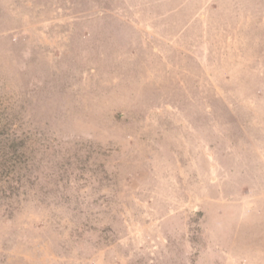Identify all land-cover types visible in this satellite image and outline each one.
I'll list each match as a JSON object with an SVG mask.
<instances>
[{
    "label": "rangeland",
    "instance_id": "obj_1",
    "mask_svg": "<svg viewBox=\"0 0 264 264\" xmlns=\"http://www.w3.org/2000/svg\"><path fill=\"white\" fill-rule=\"evenodd\" d=\"M0 264H264V0H0Z\"/></svg>",
    "mask_w": 264,
    "mask_h": 264
}]
</instances>
